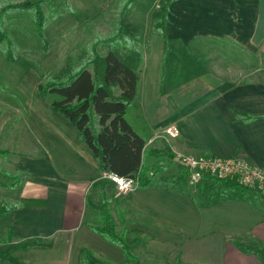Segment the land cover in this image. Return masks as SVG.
<instances>
[{
  "label": "crops",
  "instance_id": "crops-1",
  "mask_svg": "<svg viewBox=\"0 0 264 264\" xmlns=\"http://www.w3.org/2000/svg\"><path fill=\"white\" fill-rule=\"evenodd\" d=\"M126 32L144 55L127 117L133 109L135 123L128 120L147 141L146 163H160L158 154L168 146L161 134L174 124L178 151L264 166V0H175L166 38L153 21L146 33L135 23L126 24ZM177 69L189 70V78L172 80ZM39 103L25 102V124L50 161L42 163V182L34 190L3 201L9 204L0 209L21 205L0 214L8 220L3 241L12 243V254L2 255L6 262L85 264L87 253L89 264H125L122 248L96 231L107 225L105 196L117 232L127 230L140 264H264V198L256 191L235 198L227 191L216 200V192L204 191L212 179L192 189L183 171L176 175L186 192L152 185L119 193L78 130L52 107L46 119ZM168 166L162 161L158 176L176 178ZM18 238L24 243L12 241Z\"/></svg>",
  "mask_w": 264,
  "mask_h": 264
},
{
  "label": "trees",
  "instance_id": "trees-1",
  "mask_svg": "<svg viewBox=\"0 0 264 264\" xmlns=\"http://www.w3.org/2000/svg\"><path fill=\"white\" fill-rule=\"evenodd\" d=\"M134 1L123 0L122 15L127 13ZM173 1L163 0L159 9L153 13L154 31L161 32L165 38L168 12ZM44 3L48 6V15ZM54 9L51 0L6 3L0 8V44H6L8 53L14 51L15 44L3 26V18L11 10H26L34 13L36 33L47 51L50 46L45 28L48 20L56 17ZM118 25L114 33L105 37L96 36L77 53L68 54L63 66L38 84V92L42 98L50 99L53 109L63 114L78 130L79 139L90 148L101 171L123 177L138 176L139 187L142 189L154 185L164 190L186 192L177 178L158 176L163 159L173 160L170 147L167 146L158 154L160 163H146L147 141L127 118L128 108L138 93L144 55L136 39L124 30L123 19L120 18ZM212 180L215 184L219 183L221 189L228 191L229 197L235 198L240 192L254 191L234 180ZM215 195H218L216 200H219L225 194L217 190ZM104 202L102 219L107 225L98 227L96 231L122 248L128 258L125 264H132L129 259L134 264H140L127 241V230L124 228L122 232H117L105 196ZM15 207L13 205L11 209ZM11 209H0V214L9 213ZM263 249H258V253H262ZM86 254L85 264H89Z\"/></svg>",
  "mask_w": 264,
  "mask_h": 264
},
{
  "label": "rangeland",
  "instance_id": "rangeland-1",
  "mask_svg": "<svg viewBox=\"0 0 264 264\" xmlns=\"http://www.w3.org/2000/svg\"><path fill=\"white\" fill-rule=\"evenodd\" d=\"M21 1L25 0H0V8L8 2ZM51 2L54 4L56 17L49 19L45 28V35L50 46L47 51L44 49L43 41L36 33L33 12L11 10L3 18V26L12 36L15 49L8 53L6 44H0V208L6 206V203L9 204V202L3 203V201L20 200L19 198L24 196L26 192L34 190L33 185L36 182H42L43 165L47 163L46 161H50L25 124L26 118L29 116L25 107V102L28 100L33 105L42 101L39 105L46 113L44 117L51 120L48 118L49 112H47V110H51V100H46L40 96L38 84L61 68L68 54L77 53L96 36L105 37L118 30L120 18L123 19L125 31L126 24L129 26L135 23L146 33L153 21L152 14L159 9L163 0H135L125 15L121 13L123 0H51ZM44 9L48 15L46 3H44ZM228 49L231 50V47L228 46ZM101 51L104 52L105 50L101 49ZM206 51H208L207 48ZM57 56L60 57L59 62L56 60L58 59ZM219 70L214 69L218 74L220 73ZM190 74L189 70L177 69V73H172V80L177 79L178 82H184ZM53 110L52 112L63 116V114ZM128 117L135 123L133 109L129 111ZM55 122L57 123V120ZM172 126L176 125L173 124ZM161 135L167 141L163 137L165 131ZM156 136L154 141L158 138ZM173 139L175 138H172L171 145L167 141V145L171 148ZM152 143L149 142V144ZM199 154L218 155L216 153ZM147 156L149 155H146L145 161ZM165 162L169 163L168 167L171 168L174 177L177 178L179 172L183 176L185 169L177 166L173 160H163V163ZM171 174H167V176ZM181 182L183 186H186L185 180L181 179ZM12 184L15 186L12 187ZM209 186L212 187L205 188L204 191L227 192L221 189L219 183H211ZM36 189L40 190L39 187ZM17 205L20 207V202ZM7 222L8 220H6ZM6 223L0 219V264H9L2 255L5 253H8L7 255L12 254L11 251L7 252V248L9 251L12 243H5L7 237H2L8 229ZM18 239L12 241L24 243L20 238ZM129 261L134 264L133 260L129 259Z\"/></svg>",
  "mask_w": 264,
  "mask_h": 264
},
{
  "label": "built area",
  "instance_id": "built-area-1",
  "mask_svg": "<svg viewBox=\"0 0 264 264\" xmlns=\"http://www.w3.org/2000/svg\"><path fill=\"white\" fill-rule=\"evenodd\" d=\"M178 136L179 129L172 125L165 130V135H163L169 144L172 138ZM150 142H154V138ZM172 150L174 161L185 169L189 187L197 188L206 178L229 179L264 197V166L256 165L241 157L190 154L179 152L173 146ZM104 177L115 184L119 193L126 194L140 188L138 176L123 177L114 173H106Z\"/></svg>",
  "mask_w": 264,
  "mask_h": 264
}]
</instances>
